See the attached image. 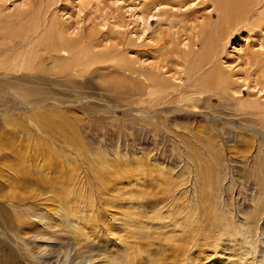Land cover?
Here are the masks:
<instances>
[{
    "label": "rangeland",
    "instance_id": "rangeland-1",
    "mask_svg": "<svg viewBox=\"0 0 264 264\" xmlns=\"http://www.w3.org/2000/svg\"><path fill=\"white\" fill-rule=\"evenodd\" d=\"M145 2L61 0L50 9L48 19L62 5L57 13L60 21H66L77 38H91L93 60L84 73L89 75L77 79L87 80L88 85L20 84L32 89L27 94L31 98L36 88L48 95V100L40 97L52 108L42 104L37 111L22 110L14 97L0 98V203L11 208H7L10 217L17 210V215L23 211L21 215L30 218L19 222L10 218L16 227L12 232L0 227V264H264V81L249 68L252 51L264 52V37L261 44L255 33L240 31L226 45L219 42L212 51L216 55L209 56L211 66L203 70L220 66L233 82L229 97L207 93L191 106V90L184 91L195 83L185 51L191 26L196 25L192 18L199 15V22L205 21L198 11L201 7L195 2L193 13L172 17L167 14L170 6L148 10ZM23 3L9 0L8 14L16 13ZM193 50H202V43ZM155 80L164 82L166 95L149 92ZM59 215L63 218L58 228H46L53 238L36 240L29 235L51 219L50 224L56 222ZM68 223L79 225L82 242L93 247L79 252L65 237L61 242L66 243L48 261L49 245L70 235Z\"/></svg>",
    "mask_w": 264,
    "mask_h": 264
},
{
    "label": "bare ground",
    "instance_id": "bare-ground-1",
    "mask_svg": "<svg viewBox=\"0 0 264 264\" xmlns=\"http://www.w3.org/2000/svg\"><path fill=\"white\" fill-rule=\"evenodd\" d=\"M7 2L9 0H3L0 5V98L5 99H11L14 98L17 99L18 103L21 104L22 110H25L27 107H32L33 109L41 108L43 102L46 99V96L43 94V90H39L36 88V91H33V97L31 98L30 94L32 92V89H27L24 87H20V84H42L45 81H48L51 83H61L64 85H86V82L82 83L84 76L88 71V67L90 66V61L93 60V48L94 44L92 43L91 38L88 36H82V38H77L74 34H72V31H70L71 27L69 28L66 21H60L58 18L59 15L57 14L60 11L61 6H59L58 10H55L57 12H53V16L51 19H48V13L50 12V9H55L54 6H56L61 0H23V6H21V9H18L16 13L14 14H8L7 12ZM40 2V3H39ZM196 2V5H200V9L202 10L200 13V16H202L203 20L199 22V15L192 18L193 22H196V25L191 26V35L192 38L190 39V43L188 46V50L185 51L184 48L180 51L186 53L187 56L185 57L188 59L187 65H190L189 70V76L191 79H194V83L192 87L191 85L186 86L187 90L185 89V93H191L193 98L188 100V103L191 106H196V103L203 101L204 96L209 93L210 96H213L214 94L220 95L221 97H229L227 94V90L229 88H232L227 76L225 73L219 68L220 66H214L208 67V69L205 71L203 70L209 61V56H211V53L213 49H217L219 46V42H222V45H226V42L230 40L235 34H237L240 31H246V33H249L248 31H251L255 33V37L258 43H263V37H264V0H146V7L148 10H153L155 8H160L161 6H170L171 9L168 10L167 14H170L172 17L178 16V15H189V13L193 10L195 11V8H192V4ZM39 4V5H37ZM27 7V8H24ZM197 6V7H198ZM183 7H189L188 11H182ZM64 8V6H62ZM80 8V6H79ZM177 8L178 11H174L173 9ZM162 11V10H161ZM196 13V12H195ZM217 15V19L213 20L214 16ZM58 16V17H57ZM182 16V17H183ZM170 19H173L170 17ZM63 20V16H62ZM50 21V23H48ZM174 21V20H173ZM66 22V23H65ZM184 22V21H183ZM82 29V28H81ZM81 30V34L82 31ZM71 32V34L69 33ZM77 33V32H76ZM75 33V34H76ZM241 33V32H240ZM245 33V34H246ZM79 33V37L81 35ZM243 34V33H242ZM170 35V34H168ZM76 37V38H75ZM172 38V37H171ZM15 41H21L20 45L14 44ZM198 42L202 43V50L195 51L193 48L195 45H197ZM191 47V49H189ZM15 48V49H13ZM198 50V49H197ZM179 51V50H178ZM189 53H192L189 55ZM214 54V53H212ZM216 55V54H214ZM106 56V55H105ZM99 57V56H98ZM97 57V59H98ZM117 57V56H116ZM96 58V57H95ZM211 58V57H210ZM214 58V57H213ZM211 58V60H213ZM96 59V60H97ZM116 59V58H115ZM164 59V58H163ZM205 59L204 61H202ZM108 59H105V61ZM112 60V59H111ZM216 60V59H215ZM215 60H213V63H215ZM160 61V60H158ZM119 62V61H117ZM122 62V60H121ZM120 62V64H122ZM102 63V62H101ZM211 63V62H210ZM218 63V62H216ZM249 64L250 69H254L255 72L259 73V79H263L264 81V52H262L260 49L252 51L250 58H249ZM95 65V64H94ZM117 66V65H116ZM120 66V65H119ZM211 66V65H210ZM99 68V66H97ZM96 67V69H97ZM114 68V67H113ZM124 68V67H123ZM119 69V67H118ZM206 69V68H205ZM122 70V68H121ZM125 70H123L124 72ZM93 72V71H90ZM122 72V73H123ZM201 72L205 73L207 72V75L202 76ZM250 72V71H248ZM119 73V72H118ZM136 73V72H135ZM216 73L218 74L217 77L215 76ZM229 73V72H228ZM121 74V73H120ZM120 74L118 76H120ZM186 74V73H185ZM227 74V73H226ZM251 74V73H250ZM89 75V74H87ZM86 75V77H87ZM135 75V74H134ZM228 75V74H227ZM232 75V74H230ZM228 75L229 77H231ZM262 75V77H261ZM122 76V74H121ZM139 76V75H138ZM137 77V76H136ZM143 77V76H142ZM258 77V76H257ZM121 78H124L123 76ZM147 78V75H146ZM77 79H82V81H78ZM87 79V78H86ZM247 79V78H246ZM217 80L220 82V84H217L216 86H211V81ZM121 81V80H120ZM119 81V82H120ZM147 81V80H146ZM235 81V80H234ZM47 82V83H48ZM118 84H121V82ZM262 82V81H261ZM123 83L121 86L124 88ZM191 83H193L191 81ZM235 83V82H234ZM127 84V82H126ZM130 84V83H129ZM213 84V83H212ZM233 84V82H232ZM237 84V82H236ZM262 84V83H261ZM88 85V84H87ZM131 85V84H130ZM151 85H154L153 88L149 92H158L160 95H166L168 93L167 87L164 85V82L161 80H155L152 82ZM214 85V84H213ZM239 85V84H238ZM24 86V85H22ZM71 86V87H72ZM92 87L91 85H89ZM116 86V85H115ZM120 88V85H117L116 87ZM53 87V85H52ZM62 87V86H61ZM69 86H67L68 88ZM77 87V86H76ZM111 87V86H110ZM113 86V88H116ZM176 87V86H175ZM191 87V89H189ZM234 87V86H233ZM237 87V86H236ZM60 88V87H59ZM74 88V87H73ZM122 88V89H123ZM177 88V87H176ZM179 88V87H178ZM61 89V88H60ZM69 89V88H68ZM121 89V88H120ZM127 89V88H126ZM130 89V88H129ZM170 89V88H169ZM175 89V88H174ZM180 89V88H179ZM235 89V88H234ZM84 90V89H81ZM91 90V89H90ZM88 90V91H90ZM148 90V89H147ZM62 91V90H61ZM66 90H64L65 92ZM94 91V90H93ZM56 92V91H55ZM60 92V91H59ZM74 92V91H73ZM80 92V91H78ZM114 92V90L112 91ZM111 92V93H112ZM116 92V90H115ZM129 93V91L127 90ZM126 92V93H127ZM173 92V91H172ZM195 94H194V93ZM47 94V92H45ZM75 93V92H74ZM86 93V91H85ZM89 93V92H88ZM43 94V95H42ZM73 94V93H72ZM96 94V93H95ZM102 94V93H101ZM45 95V97H44ZM63 95V94H62ZM68 95V94H67ZM77 95V94H75ZM84 93H79L78 96H83ZM103 95V94H102ZM149 95V94H148ZM152 95V94H151ZM154 95V94H153ZM152 95V96H153ZM204 95V96H203ZM208 95V94H207ZM38 96V97H35ZM43 96L44 98H41ZM129 96V95H126ZM157 96V95H156ZM159 96V95H158ZM191 96V97H192ZM14 97V98H13ZM71 97V96H70ZM76 97V96H73ZM92 97V96H91ZM103 97V96H102ZM107 97V96H106ZM130 97V96H129ZM127 98V100L129 99ZM133 97V96H132ZM131 97V98H132ZM13 98V99H12ZM61 98V97H60ZM63 98V97H62ZM84 99H89L90 96H83ZM108 98V97H107ZM130 98V100H131ZM161 98V97H160ZM177 98V97H176ZM185 98V97H184ZM65 99V98H64ZM83 99V100H84ZM113 99V97L111 98ZM48 100V99H46ZM61 100V99H60ZM68 100V99H67ZM77 100V99H76ZM117 100V99H116ZM115 100V101H116ZM183 100V99H182ZM8 101V100H7ZM60 102L59 100H57ZM107 101H109L107 99ZM106 101V102H107ZM112 101V100H111ZM112 102V103H115ZM129 101V100H128ZM158 101V100H157ZM4 102V101H3ZM11 102V101H10ZM73 102V101H72ZM82 102V101H81ZM117 102V101H116ZM170 102V101H169ZM12 103V102H11ZM49 103V102H48ZM71 103V102H70ZM85 103V102H84ZM109 103V102H108ZM123 103V102H122ZM136 103V102H135ZM149 103V102H148ZM186 103V102H185ZM184 103V104H185ZM3 104V103H2ZM5 104V103H4ZM16 104V103H15ZM96 104V103H95ZM118 104V103H117ZM132 104V103H131ZM182 104V102H181ZM44 105V104H43ZM47 105V104H46ZM44 105V106H46ZM71 105H73L71 103ZM81 105V104H80ZM108 105V104H107ZM111 105V104H109ZM108 105V106H109ZM116 105V104H115ZM155 105V104H154ZM158 105V104H157ZM174 105V104H173ZM172 105V106H173ZM186 105V104H185ZM13 106V105H12ZM43 106V107H44ZM75 106V105H74ZM86 106V105H85ZM114 106V105H113ZM132 106V105H131ZM180 106V105H179ZM11 107V106H10ZM14 107V106H13ZM12 107V108H13ZM47 107V106H46ZM83 107V106H82ZM110 107V106H109ZM112 107V106H111ZM128 107V106H126ZM189 107V106H188ZM48 108V107H47ZM46 108V109H47ZM52 108V107H49ZM48 108V109H49ZM66 108V107H65ZM64 108V109H65ZM93 108V107H92ZM116 108V107H115ZM119 108V107H118ZM167 108V107H166ZM204 108V107H203ZM8 109V107L6 108ZM15 109V108H14ZM17 109V108H16ZM28 109V108H27ZM45 109V108H44ZM98 109V108H97ZM165 109V108H164ZM184 109V108H183ZM191 109V108H189ZM10 110V109H9ZM21 110V109H20ZM100 111V109H98ZM175 110V109H174ZM179 110V109H178ZM6 111V110H5ZM13 111V110H12ZM15 111V110H14ZM36 111H33V114ZM50 111V110H49ZM57 111V110H56ZM107 111V109H106ZM114 111V110H113ZM126 111V108L125 110ZM130 111V110H129ZM137 111V110H135ZM141 111V110H140ZM143 111V110H142ZM42 112V110L40 111ZM59 112V111H58ZM65 112V111H64ZM127 112V111H126ZM125 112V113H126ZM139 112V111H138ZM144 112V111H143ZM149 112V111H147ZM202 112V111H201ZM48 113H52L51 111ZM108 113V112H106ZM171 113V112H170ZM26 114V113H24ZM39 114V113H38ZM112 114V113H111ZM157 113H155L156 115ZM160 114V112H159ZM163 114V113H162ZM184 114V113H183ZM200 114V113H199ZM147 115V114H146ZM145 115V116H146ZM173 115V114H171ZM177 115V114H176ZM27 116V115H26ZM143 116V113H142ZM170 116V115H169ZM18 117V116H17ZM151 117V116H150ZM147 118V117H146ZM153 118V117H152ZM150 118V119H152ZM158 118V116H157ZM167 118V117H166ZM161 120V119H160ZM165 120V119H164ZM158 121V120H157ZM147 122V121H146ZM156 122V121H155ZM153 123V122H152ZM157 123V122H156ZM155 123V125H156ZM143 125V122H142ZM161 126V125H160ZM159 126V127H160ZM158 127V129H159ZM142 128V126H141ZM162 129V128H161ZM262 131V130H261ZM150 132V131H149ZM154 133V132H153ZM152 133V136H153ZM158 133V132H157ZM161 133V132H160ZM156 134V133H154ZM159 136V135H158ZM157 137V136H155ZM154 138V136H153ZM183 139V138H182ZM196 139V138H195ZM192 141V140H191ZM264 141V140H263ZM203 143V142H202ZM264 143V142H262ZM184 144V143H183ZM182 144V145H183ZM187 144V143H186ZM236 144V143H235ZM262 145V144H261ZM204 146V143L202 144ZM259 146V145H258ZM214 147V146H213ZM235 147H237L235 145ZM262 147V146H261ZM196 148V147H195ZM262 149V148H261ZM200 150V148H199ZM209 151V150H208ZM13 152V151H12ZM128 152V151H127ZM135 152V151H134ZM205 152V151H204ZM137 153V151H136ZM208 153V152H207ZM130 154V153H129ZM182 155V154H181ZM208 155V154H206ZM205 155V158L207 157ZM8 156V155H7ZM143 156V155H142ZM151 156V155H150ZM185 156V155H184ZM191 156L188 154V157ZM195 156V155H194ZM152 157V156H151ZM158 157V156H157ZM182 157V156H181ZM187 157V158H188ZM199 157V156H198ZM202 157V155H200ZM204 157V156H203ZM221 157V156H219ZM148 158V157H147ZM160 158V157H159ZM158 158V159H159ZM185 158V157H184ZM209 158V157H208ZM131 159V158H130ZM135 159V158H134ZM153 159V158H152ZM263 159V158H262ZM191 160V158H189ZM201 160V159H200ZM155 161V160H154ZM157 161V160H156ZM159 161V160H158ZM163 160H161L162 163ZM195 161V160H194ZM193 161V162H194ZM220 161V160H219ZM249 161V160H248ZM19 162V161H18ZM188 162V161H187ZM197 162V161H196ZM221 162V161H220ZM252 162V161H251ZM8 163V162H7ZM7 163H4L7 165ZM167 163V162H166ZM181 163V162H180ZM198 163V162H197ZM242 163V162H241ZM243 164V163H242ZM21 165V161H20ZM19 165V166H20ZM260 165V164H259ZM264 165V162H263ZM22 166V165H21ZM172 166V165H171ZM184 166V165H183ZM11 167V166H8ZM2 168H0V171ZM254 170V168H253ZM263 170V169H260ZM259 170V171H260ZM5 172V171H4ZM9 173V172H8ZM41 173V172H40ZM175 175V174H174ZM254 175V174H253ZM10 176V175H9ZM258 176V173H257ZM256 176V177H257ZM258 178V177H257ZM255 179V177H254ZM120 180V179H119ZM156 180V179H155ZM223 180V179H222ZM251 180V179H250ZM257 180V179H256ZM35 182V181H34ZM160 182V181H159ZM172 182V181H171ZM174 182V181H173ZM257 182V181H256ZM36 183V182H35ZM34 183V184H35ZM166 183V182H165ZM168 184V183H167ZM244 184V183H243ZM246 184V183H245ZM244 184V185H245ZM38 185V184H36ZM171 185V184H170ZM213 186V184H211ZM250 185V184H248ZM252 185V184H251ZM2 186V184H0ZM172 186V185H171ZM253 186V185H252ZM255 186V185H254ZM264 186V185H263ZM4 187V186H3ZM114 187V186H113ZM258 189V188H257ZM112 190V189H110ZM260 190V188H259ZM262 190V189H261ZM86 192V191H84ZM163 192V191H162ZM260 192V191H259ZM249 193V192H248ZM254 193V192H253ZM256 193V192H255ZM6 194V193H5ZM144 194V193H143ZM257 194V193H256ZM112 196V195H111ZM135 196V195H134ZM254 196V195H252ZM256 197V196H255ZM4 198V197H3ZM133 198V197H132ZM148 198V197H147ZM258 198V197H257ZM264 198V197H263ZM8 199V198H7ZM96 199V198H95ZM127 199V198H126ZM176 199V198H175ZM9 200V199H8ZM123 200V199H122ZM157 200V199H156ZM5 201V200H2ZM163 201V200H162ZM181 201V200H180ZM261 201V200H260ZM1 202V201H0ZM11 202V200L9 201ZM15 204V201H13ZM69 202V201H68ZM157 202V201H156ZM137 203V202H136ZM149 203V202H148ZM88 204V203H87ZM129 204V203H128ZM133 204V203H132ZM172 204V203H171ZM182 204V203H181ZM261 204V202H260ZM10 205V204H9ZM18 206L19 204L16 203ZM100 205V204H99ZM126 205V203H125ZM138 205V204H137ZM147 205V204H146ZM73 206V205H72ZM114 206V205H113ZM131 206V205H130ZM135 206V205H134ZM179 206V205H178ZM257 206V205H256ZM11 207V206H10ZM24 207H27L24 205ZM59 207V206H58ZM81 207V206H80ZM112 207V206H111ZM123 207V206H121ZM120 207V208H121ZM154 207V206H153ZM177 207V206H176ZM186 207V206H185ZM227 207V206H226ZM8 207L6 205L4 206L2 203H0V227L7 231V233L11 230H14L16 227L11 224V219L14 217L18 219V222L20 220H26L28 216L25 213V217L22 214L17 215L16 210V217H10L8 215ZM126 208V207H125ZM11 209V208H8ZM14 209L12 212H14ZM23 209V206H22ZM26 209V208H24ZM29 209V208H27ZM26 209V211H27ZM61 209V208H60ZM59 209V210H60ZM132 209V208H131ZM140 209V208H139ZM173 209V208H172ZM178 209V208H176ZM180 209V208H179ZM178 209V210H179ZM32 210V209H31ZM69 210V209H67ZM142 210V209H141ZM225 209H223L224 211ZM258 210V209H257ZM260 210V209H259ZM19 211V210H18ZM30 211V210H29ZM38 211V210H37ZM43 211V210H42ZM41 211V212H42ZM49 211V210H48ZM63 211V210H61ZM79 211V210H78ZM168 211V210H167ZM170 211V210H169ZM227 211V210H226ZM10 212V210H9ZM11 212V215H13ZM40 212V210H39ZM45 212V211H44ZM43 212V213H44ZM51 212V211H50ZM60 212V211H59ZM67 212V211H66ZM117 212V211H116ZM136 212V211H135ZM35 213V212H34ZM33 213V214H34ZM42 213V214H43ZM46 214H49L45 212ZM44 213V214H45ZM55 213V211H54ZM61 213V212H60ZM131 213V212H130ZM146 213V211H145ZM179 213V212H178ZM10 214V213H9ZM15 214V212H14ZM28 214V213H27ZM32 214V215H33ZM36 214V213H35ZM76 214V213H75ZM78 214V213H77ZM121 214V213H120ZM147 214V213H146ZM261 214V213H259ZM264 214V213H263ZM29 215V214H28ZM67 215V214H66ZM69 213V218H70ZM82 215V213H81ZM118 215V214H117ZM127 215V214H126ZM27 216V217H26ZM38 216V214H37ZM40 216V214H39ZM38 216V217H39ZM53 216V215H52ZM65 216V215H64ZM129 216V215H128ZM36 216L33 217V219ZM49 217V216H48ZM62 216L59 215V218H56V222H52L51 220L48 221V223H45L42 227H40V230L36 232L34 230V233L29 234L32 238H36V240L41 238H53V234H49L48 231L46 233V228L51 230L58 228L60 225V222L62 220ZM112 217V216H111ZM169 217V216H168ZM254 217V216H253ZM43 217H39L38 220ZM114 218V216L112 217ZM175 218V217H174ZM235 218V217H233ZM242 218V217H241ZM246 218V217H245ZM30 218H28L29 220ZM93 219V218H92ZM165 219V218H164ZM225 219V218H224ZM261 219V218H259ZM13 220V219H12ZM23 220V221H24ZM27 220V221H28ZM42 220V219H41ZM66 220V217L64 218ZM76 220V219H75ZM135 220V219H134ZM173 220V219H172ZM181 220V219H180ZM183 220V218H182ZM16 221V220H15ZM15 221H13L15 223ZM37 221V219H36ZM78 221V220H77ZM131 221V220H130ZM163 221V220H162ZM179 221V220H178ZM30 222V221H29ZM34 222V221H33ZM96 222V221H95ZM144 222V221H143ZM159 222V221H158ZM181 222V221H180ZM22 222L15 224L17 227L20 226ZM32 223V221L30 222ZM66 223V222H64ZM242 223V222H241ZM29 224V223H28ZM35 224V223H34ZM69 224V223H68ZM72 224V222H71ZM94 224V223H93ZM159 224V223H158ZM178 224V223H177ZM244 224V223H243ZM25 223L23 224V226ZM48 225V226H46ZM70 225V224H69ZM68 225V226H69ZM84 225V224H83ZM23 226L21 228H23ZM46 226V227H45ZM82 226V225H80ZM13 227V228H12ZM15 227V228H14ZM26 227V226H24ZM31 228H34V226H30ZM243 227V226H242ZM30 228V229H31ZM160 228V227H159ZM178 228V227H177ZM244 228V227H243ZM18 229V228H17ZM26 229V228H24ZM106 229V228H105ZM163 229V228H162ZM187 229V228H186ZM23 230V229H22ZM20 230V231H22ZM28 230V229H27ZM79 225L74 226L70 225V235H65L64 238H61L60 240H55L56 244L49 245L48 249V261H53V258L55 257V249H58L62 246V244L69 242L75 247H77V250L79 252H88L93 247L92 243H86L84 244L81 240V234ZM16 231V230H15ZM25 231V230H23ZM22 231V232H23ZM62 231V230H61ZM69 231V230H68ZM14 232V231H13ZM22 232L20 234H22ZM86 232V231H85ZM84 232V233H85ZM162 232V231H161ZM167 232V231H166ZM6 233V232H5ZM19 233V232H18ZM64 233V232H63ZM62 233V234H63ZM79 233H81L79 235ZM164 233V232H163ZM169 233V232H168ZM225 233V232H224ZM16 234V233H15ZM25 234V233H24ZM22 234V235H24ZM65 234V233H64ZM63 234V235H64ZM88 234V233H87ZM6 235V234H5ZM4 235V236H5ZM8 235V234H7ZM12 233L9 235L10 237L13 236ZM19 235V234H17ZM27 235V234H26ZM59 235V234H58ZM138 235V234H137ZM140 235V234H139ZM16 236V235H15ZM25 236V235H24ZM84 236V234H83ZM88 236V235H87ZM142 236V235H141ZM3 237V236H2ZM17 237V236H16ZM20 237V235H19ZM28 237V236H27ZM26 237V239H27ZM68 239L66 242H61L64 239ZM13 238V237H12ZM18 238V237H17ZM23 238V237H22ZM30 238V237H29ZM28 238V240H29ZM85 237H83L84 239ZM3 239V238H2ZM10 239V238H9ZM86 239V238H85ZM4 240V239H3ZM12 240V239H11ZM14 240V239H13ZM12 240V241H13ZM24 240V239H20ZM71 240L74 242L72 243ZM17 241V240H16ZM85 241V240H84ZM29 242V241H28ZM38 242V241H37ZM33 242V245L35 243ZM233 242V241H232ZM18 243V242H17ZM155 243V242H154ZM20 244V243H19ZM18 244V245H19ZM25 244V243H24ZM29 244V243H28ZM26 244V245H28ZM17 245V246H18ZM30 247H34V246ZM39 245V244H37ZM156 245V244H155ZM227 245V244H226ZM94 246H97L96 244ZM20 247V245H19ZM29 247V246H28ZM229 247V246H228ZM47 248V247H46ZM231 248V247H230ZM22 249V248H21ZM119 249V248H118ZM26 250V249H25ZM33 250V249H32ZM40 250V248H39ZM47 250V249H46ZM133 250V249H132ZM243 250V249H242ZM23 251V250H22ZM29 251V250H27ZM31 251V250H30ZM35 251V250H34ZM129 251V250H128ZM42 252V251H41ZM246 252V251H245ZM24 253V252H23ZM27 253V252H26ZM43 253V252H42ZM126 253H128L126 251ZM142 253V252H141ZM45 254V253H44ZM43 254V255H44ZM125 254V252H124ZM251 255V254H250ZM27 256H30L29 254ZM127 256V255H126ZM132 256V255H131ZM46 257V258H47ZM44 257H42L43 259ZM33 259V258H31ZM45 259V258H44ZM40 260V259H39ZM187 260V259H186ZM44 262V260H43ZM49 263V262H48ZM185 263V262H184ZM47 264V263H46ZM138 264V263H137Z\"/></svg>",
    "mask_w": 264,
    "mask_h": 264
}]
</instances>
